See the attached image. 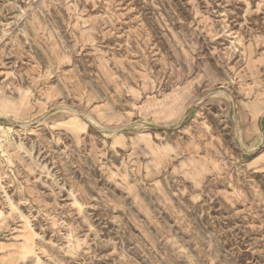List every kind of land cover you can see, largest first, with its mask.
<instances>
[{
	"label": "rangeland",
	"instance_id": "374dc122",
	"mask_svg": "<svg viewBox=\"0 0 264 264\" xmlns=\"http://www.w3.org/2000/svg\"><path fill=\"white\" fill-rule=\"evenodd\" d=\"M0 264H264V0H0Z\"/></svg>",
	"mask_w": 264,
	"mask_h": 264
}]
</instances>
